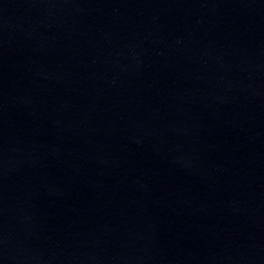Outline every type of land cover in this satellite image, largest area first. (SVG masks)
<instances>
[{"label":"water","instance_id":"95a60500","mask_svg":"<svg viewBox=\"0 0 264 264\" xmlns=\"http://www.w3.org/2000/svg\"><path fill=\"white\" fill-rule=\"evenodd\" d=\"M0 264H264V0H0Z\"/></svg>","mask_w":264,"mask_h":264}]
</instances>
